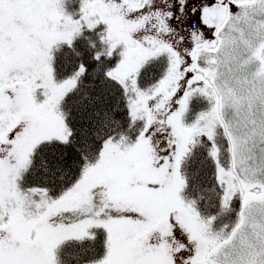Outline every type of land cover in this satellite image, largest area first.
<instances>
[{
    "label": "snow or ice",
    "instance_id": "1",
    "mask_svg": "<svg viewBox=\"0 0 264 264\" xmlns=\"http://www.w3.org/2000/svg\"><path fill=\"white\" fill-rule=\"evenodd\" d=\"M0 264H264V0H0Z\"/></svg>",
    "mask_w": 264,
    "mask_h": 264
}]
</instances>
